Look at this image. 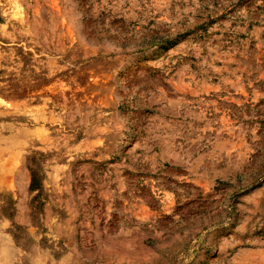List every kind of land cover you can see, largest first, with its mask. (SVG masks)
Masks as SVG:
<instances>
[{"label": "rangeland", "instance_id": "1", "mask_svg": "<svg viewBox=\"0 0 264 264\" xmlns=\"http://www.w3.org/2000/svg\"><path fill=\"white\" fill-rule=\"evenodd\" d=\"M0 264H264V0H0Z\"/></svg>", "mask_w": 264, "mask_h": 264}]
</instances>
